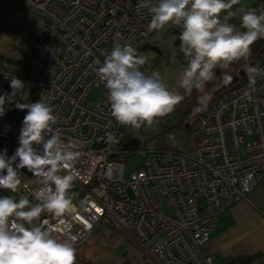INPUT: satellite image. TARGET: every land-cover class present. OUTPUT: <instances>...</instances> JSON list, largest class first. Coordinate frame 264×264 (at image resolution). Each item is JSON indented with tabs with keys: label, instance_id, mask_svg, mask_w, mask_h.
<instances>
[{
	"label": "built area",
	"instance_id": "1",
	"mask_svg": "<svg viewBox=\"0 0 264 264\" xmlns=\"http://www.w3.org/2000/svg\"><path fill=\"white\" fill-rule=\"evenodd\" d=\"M139 2L22 0L24 9L43 21L44 37L24 71L0 67V95H11L12 77L25 86L6 101L0 116V152L7 149L11 157L19 146L27 110L16 104L34 103L43 94L57 117L53 127L80 156L69 193L71 213L62 218L43 213L36 223H44L58 238H65L67 229V235L76 237L75 247L97 225L108 224L125 235L147 264H214L215 256L203 254L201 246L210 239L216 216L247 201L264 181V76L252 86L246 72L209 102L198 118L202 136L194 155L167 147L126 170L123 154L136 150L123 148L126 137L95 69L117 41L133 45L156 32L149 31L151 14L138 8ZM92 92L98 99L89 106L86 98ZM18 171L22 185L15 194L35 203V177L26 168ZM9 192L0 189V196Z\"/></svg>",
	"mask_w": 264,
	"mask_h": 264
},
{
	"label": "clouds",
	"instance_id": "2",
	"mask_svg": "<svg viewBox=\"0 0 264 264\" xmlns=\"http://www.w3.org/2000/svg\"><path fill=\"white\" fill-rule=\"evenodd\" d=\"M240 0H140L138 8L151 14L149 31L171 24L181 28L180 52L187 66L180 73L177 87L191 94L215 79V69H227L233 62L247 61L252 45L264 39V11L240 7ZM239 16V28L230 21ZM147 57L138 55L130 43L116 42L95 69L107 89L111 114L125 126H152L157 118L171 113L184 99L162 79L159 71H142ZM249 84L264 76L258 66L246 69ZM224 81L231 76L225 74ZM12 93L0 95V116L5 103L24 91V83L12 77ZM207 97H201L206 106ZM27 110L18 138L19 146L9 157L0 152V189L18 193L22 185L19 169H27L38 187L32 192L35 203L27 195L19 199L0 196V264H76V237L58 238L40 221L43 213L62 218L72 211L69 194L78 177L75 163L80 153L65 142L57 124L54 109L44 97L29 104L17 103ZM39 146V147H37ZM18 161V162H17ZM6 173V174H5ZM28 188V182L23 181ZM46 223V222H45Z\"/></svg>",
	"mask_w": 264,
	"mask_h": 264
},
{
	"label": "rangeland",
	"instance_id": "3",
	"mask_svg": "<svg viewBox=\"0 0 264 264\" xmlns=\"http://www.w3.org/2000/svg\"><path fill=\"white\" fill-rule=\"evenodd\" d=\"M172 29L181 32L180 27L169 24L164 29L156 30L147 41L133 47L138 55L147 57V63L142 66V71L148 74L159 71L164 82L173 91L184 96V99L171 113L157 118V122L152 126L142 125L140 128H133L121 125L120 129L126 140L133 138L137 141L132 146L136 153L123 154L126 170L142 166L146 157L150 155L149 152L161 147H173L184 154L194 155V146L202 136L199 115L211 101L214 92L226 83L216 75L215 79L207 82L200 91L193 89L191 94H187L178 88L176 86L178 77L187 66V62L179 50L180 42L175 44L179 34L174 33ZM43 37V21L26 11L22 0H0V67L24 71L29 57ZM145 44L157 47L159 51L153 48L141 49ZM230 72L226 70L224 76ZM236 74L237 72L233 76ZM201 97H207L206 106L201 104ZM97 99L98 93L92 92L86 98V104L93 106ZM261 186H264V182L258 188ZM9 196L19 199L12 192H9ZM76 249V260L85 259L88 264H147L140 251L125 235L108 224L97 225L89 239Z\"/></svg>",
	"mask_w": 264,
	"mask_h": 264
},
{
	"label": "crops",
	"instance_id": "4",
	"mask_svg": "<svg viewBox=\"0 0 264 264\" xmlns=\"http://www.w3.org/2000/svg\"><path fill=\"white\" fill-rule=\"evenodd\" d=\"M262 182L251 190L247 201L216 216L210 239L201 246L203 254L215 256L214 264L257 254L260 256L249 264H264V186L258 188Z\"/></svg>",
	"mask_w": 264,
	"mask_h": 264
},
{
	"label": "trees",
	"instance_id": "5",
	"mask_svg": "<svg viewBox=\"0 0 264 264\" xmlns=\"http://www.w3.org/2000/svg\"><path fill=\"white\" fill-rule=\"evenodd\" d=\"M240 7H246L248 9H256L257 12L260 11H264V0H240V2L237 5H234L233 7V11L239 9ZM230 23H233L237 26V28H239L240 25V20H239V16L233 18ZM174 33H178L177 29H172ZM180 35V33H178ZM152 37V36H151ZM150 37V38H151ZM148 38V39H150ZM143 40V41H136L132 46L138 45L140 42H145L147 41ZM180 42L179 37L176 39L175 44L177 45ZM155 49L157 52L159 51L157 49V47H152L150 45H143L141 49L145 50V49ZM262 50H264V39H258L253 45H252V49H251V56L249 57V59L247 61L245 60H240L237 62H233L229 68L227 69H220L217 68L215 69V73L216 75L220 76L222 79H224V73L226 70L231 71L230 73H228L229 76H233V74L235 72L238 73L239 70L244 69L245 67H247L250 63L254 62L256 66H264V52H262ZM142 70V69H141ZM243 78H241L242 80ZM222 92V91H220ZM219 92V93H220ZM215 94L212 99H214L216 96H218V94ZM211 99V100H212ZM208 107V105L206 106V108ZM205 108V110H206ZM205 110L203 112H205ZM200 113V115L203 114ZM199 115V117H200ZM167 148V147H164ZM163 149V147H161L160 149L156 150L159 151ZM179 151V150H176ZM260 256V254L251 256V257H235L232 259H227L219 264H249L250 262H252L253 260H255L256 258H258ZM216 260V258H215ZM76 262L78 264H88V262L84 259H78L76 260ZM215 262V261H214Z\"/></svg>",
	"mask_w": 264,
	"mask_h": 264
},
{
	"label": "water",
	"instance_id": "6",
	"mask_svg": "<svg viewBox=\"0 0 264 264\" xmlns=\"http://www.w3.org/2000/svg\"><path fill=\"white\" fill-rule=\"evenodd\" d=\"M250 65L251 66H255V63L252 62L248 66H250ZM247 67H245L244 69H241L240 71H238V73L231 78L230 82L224 83L221 87H219L214 92V95L219 93L220 91L226 90V89L230 88L231 86L235 85L236 83H238L240 78H243L245 76ZM136 142L137 141L135 139L129 138L128 141H127V144H125L123 148L126 149L128 146H134L136 144Z\"/></svg>",
	"mask_w": 264,
	"mask_h": 264
}]
</instances>
